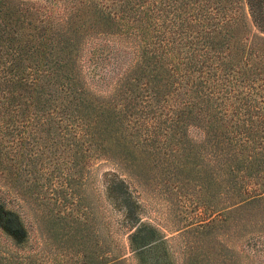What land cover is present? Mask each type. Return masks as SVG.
<instances>
[{
  "label": "trees",
  "instance_id": "16d2710c",
  "mask_svg": "<svg viewBox=\"0 0 264 264\" xmlns=\"http://www.w3.org/2000/svg\"><path fill=\"white\" fill-rule=\"evenodd\" d=\"M99 161L138 262L171 253L130 181L196 194L200 227L253 222L263 252L264 0H0V264L40 254L17 196L78 199ZM115 245L89 263L120 264Z\"/></svg>",
  "mask_w": 264,
  "mask_h": 264
},
{
  "label": "rangeland",
  "instance_id": "374dc122",
  "mask_svg": "<svg viewBox=\"0 0 264 264\" xmlns=\"http://www.w3.org/2000/svg\"><path fill=\"white\" fill-rule=\"evenodd\" d=\"M193 135L199 136L196 131ZM112 168L113 165L105 161L94 164L84 182L82 197L78 199L75 194L61 198L45 195L42 199L46 201L45 205L32 199L24 202L19 196L13 201L14 205L20 204L23 207L22 212L30 225L33 242L39 246L40 254L33 257L36 264H90V257L87 255L92 245L97 243L101 246L102 260H105L104 254L116 244V250L123 255L120 264H142L130 252L128 230L118 229L116 220L119 213L113 210L102 192L103 173ZM130 183L140 194L142 220L156 225L166 237L171 253L170 264H264V251L255 252L254 246L245 242L256 234L257 227L254 228L253 222L245 225L236 222L233 225L218 221L216 226L200 227L202 220L208 215L202 206L194 203L196 194L162 190L160 185H140L136 181ZM6 196L13 197L10 194ZM50 197L53 200L47 199ZM219 214L222 215L218 212L215 216L218 217ZM50 216L59 218L56 225L51 226ZM81 222L85 226L84 247L78 244V233L69 231L67 226ZM260 229L264 234L263 225ZM206 244H214L219 250L221 256L218 261L208 263L201 256L196 258L191 255L194 249ZM208 247H203L206 255L212 252Z\"/></svg>",
  "mask_w": 264,
  "mask_h": 264
}]
</instances>
